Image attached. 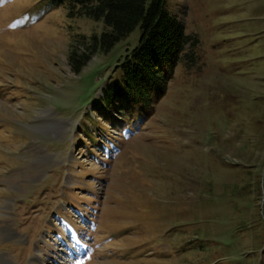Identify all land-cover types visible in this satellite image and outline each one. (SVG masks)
Segmentation results:
<instances>
[{"label": "rangeland", "instance_id": "374dc122", "mask_svg": "<svg viewBox=\"0 0 264 264\" xmlns=\"http://www.w3.org/2000/svg\"><path fill=\"white\" fill-rule=\"evenodd\" d=\"M165 4L198 45L117 132L91 106L139 27L103 52L101 21L0 0V264H264V0Z\"/></svg>", "mask_w": 264, "mask_h": 264}, {"label": "trees", "instance_id": "16d2710c", "mask_svg": "<svg viewBox=\"0 0 264 264\" xmlns=\"http://www.w3.org/2000/svg\"><path fill=\"white\" fill-rule=\"evenodd\" d=\"M73 16L101 21L107 28L92 41L108 52L139 27L138 42L117 63L121 75L106 84L93 104L96 118L117 132L139 129L167 91L180 60L198 45L181 20L170 13L165 0H56ZM190 53H185L186 49Z\"/></svg>", "mask_w": 264, "mask_h": 264}]
</instances>
